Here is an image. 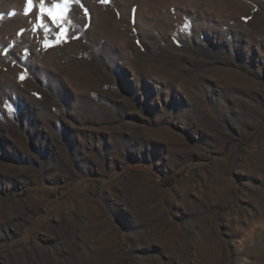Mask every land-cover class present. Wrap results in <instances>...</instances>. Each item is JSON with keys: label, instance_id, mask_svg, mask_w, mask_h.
Listing matches in <instances>:
<instances>
[{"label": "rangeland", "instance_id": "rangeland-1", "mask_svg": "<svg viewBox=\"0 0 264 264\" xmlns=\"http://www.w3.org/2000/svg\"><path fill=\"white\" fill-rule=\"evenodd\" d=\"M40 3L0 0V264H264V0H72L59 40Z\"/></svg>", "mask_w": 264, "mask_h": 264}, {"label": "snow or ice", "instance_id": "snow-or-ice-1", "mask_svg": "<svg viewBox=\"0 0 264 264\" xmlns=\"http://www.w3.org/2000/svg\"><path fill=\"white\" fill-rule=\"evenodd\" d=\"M71 2L72 0H61L60 3H56L52 7L46 8L44 6V0H41L40 16H38L37 19L38 21H40V26L45 27V30L48 31L47 27L43 24V19H42L44 14H47V16L52 21V23L61 29L60 32L57 34L58 40L60 38H63L67 33V29L65 28V25L70 24V20L66 18L65 13L67 11L68 5ZM102 2L106 3L107 0H102ZM32 6H33V0H27L26 14H27V10H30ZM46 46H47V42H46ZM20 78L23 79V75H21Z\"/></svg>", "mask_w": 264, "mask_h": 264}, {"label": "trees", "instance_id": "trees-1", "mask_svg": "<svg viewBox=\"0 0 264 264\" xmlns=\"http://www.w3.org/2000/svg\"><path fill=\"white\" fill-rule=\"evenodd\" d=\"M173 181V180H172ZM61 190H64V188L63 189H61Z\"/></svg>", "mask_w": 264, "mask_h": 264}]
</instances>
